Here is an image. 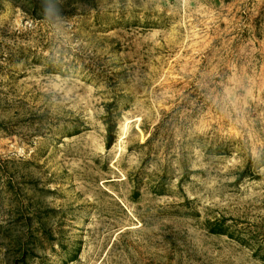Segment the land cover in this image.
Wrapping results in <instances>:
<instances>
[{
	"label": "rangeland",
	"instance_id": "obj_1",
	"mask_svg": "<svg viewBox=\"0 0 264 264\" xmlns=\"http://www.w3.org/2000/svg\"><path fill=\"white\" fill-rule=\"evenodd\" d=\"M0 264H264V0H0Z\"/></svg>",
	"mask_w": 264,
	"mask_h": 264
},
{
	"label": "trees",
	"instance_id": "obj_2",
	"mask_svg": "<svg viewBox=\"0 0 264 264\" xmlns=\"http://www.w3.org/2000/svg\"><path fill=\"white\" fill-rule=\"evenodd\" d=\"M106 125H107V129H108L107 147H108V149H110L113 147V145L116 142L117 128H118V124L115 121L114 115L110 110H108V114L106 116ZM215 226H216V229H212L213 234L226 235L232 239L236 238L233 233H230V231H228V229H226V227H224V225L220 227V225L218 223H216ZM238 238H239L238 240H240L242 243L245 242V239H241V237H238Z\"/></svg>",
	"mask_w": 264,
	"mask_h": 264
}]
</instances>
